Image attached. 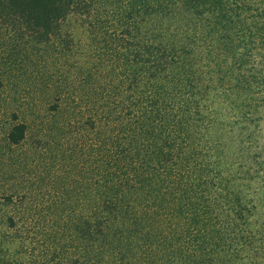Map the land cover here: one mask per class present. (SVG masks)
<instances>
[{"label":"trees","instance_id":"16d2710c","mask_svg":"<svg viewBox=\"0 0 264 264\" xmlns=\"http://www.w3.org/2000/svg\"><path fill=\"white\" fill-rule=\"evenodd\" d=\"M72 15L105 66L80 114L103 127L85 149L87 213L56 224L39 257L0 263L264 264V137L246 124H264V0H0L43 39Z\"/></svg>","mask_w":264,"mask_h":264},{"label":"rangeland","instance_id":"374dc122","mask_svg":"<svg viewBox=\"0 0 264 264\" xmlns=\"http://www.w3.org/2000/svg\"><path fill=\"white\" fill-rule=\"evenodd\" d=\"M250 13L255 20L263 16L256 9ZM85 24L72 15L43 39L0 17V261H6L2 254L7 252L10 258L15 253L39 257L58 245L56 224L87 213L91 181L85 149L88 142L100 141L103 127L92 128L80 114L91 87L103 86L105 66L94 63L92 30ZM88 68L98 83L87 74L83 78ZM258 120L246 124L264 137L263 120ZM19 121L28 124L26 134L11 144L7 131ZM9 215L19 220L15 228H5ZM23 240L24 246L18 243Z\"/></svg>","mask_w":264,"mask_h":264}]
</instances>
